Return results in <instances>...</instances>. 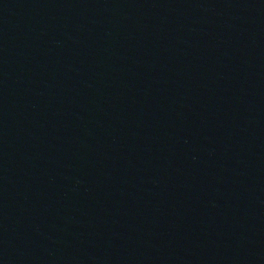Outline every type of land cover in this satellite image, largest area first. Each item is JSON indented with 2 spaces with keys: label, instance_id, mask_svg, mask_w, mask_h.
<instances>
[{
  "label": "water",
  "instance_id": "obj_1",
  "mask_svg": "<svg viewBox=\"0 0 264 264\" xmlns=\"http://www.w3.org/2000/svg\"><path fill=\"white\" fill-rule=\"evenodd\" d=\"M0 264H264V0H0Z\"/></svg>",
  "mask_w": 264,
  "mask_h": 264
}]
</instances>
